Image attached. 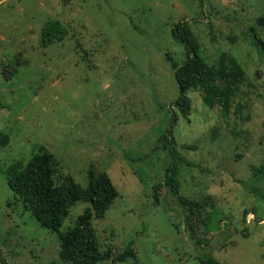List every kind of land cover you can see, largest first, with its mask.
Wrapping results in <instances>:
<instances>
[{"label":"rangeland","instance_id":"374dc122","mask_svg":"<svg viewBox=\"0 0 264 264\" xmlns=\"http://www.w3.org/2000/svg\"><path fill=\"white\" fill-rule=\"evenodd\" d=\"M49 20L68 34L41 47ZM178 21L208 64L241 68L227 115L201 88L188 92L187 119L174 107L171 62L185 60L171 35ZM251 29L264 41V0H0V133L9 137L0 147V264H72L1 172L40 148L81 187L90 171H104L118 191L91 221L107 254L97 264L129 243L136 258L115 264H200L205 255L264 264V50ZM172 111L178 154L190 162L178 166L180 194L199 204L197 216L164 185L170 156L157 138ZM88 206L76 202L59 230Z\"/></svg>","mask_w":264,"mask_h":264},{"label":"trees","instance_id":"16d2710c","mask_svg":"<svg viewBox=\"0 0 264 264\" xmlns=\"http://www.w3.org/2000/svg\"><path fill=\"white\" fill-rule=\"evenodd\" d=\"M254 33V30L251 29ZM68 34V28L57 20L45 22L40 31V45L47 47L54 42L61 41ZM171 35L177 42L183 44L185 60L177 65L171 62L177 84V96L173 105L180 115L187 119L191 111L190 90L201 88L203 101L212 106L217 103L223 114L227 115L230 108V96L233 86L242 76V70L232 59L229 63L224 58L219 60L218 66L208 64L199 52V44L186 22L178 21L171 27ZM252 35V43L264 50V41L256 33ZM231 76V77H229ZM218 80H224L223 87ZM1 108V101H0ZM176 113L172 111L171 125L158 138V146L168 152L170 162L164 171V185L176 196L180 205L194 216H197L198 203L180 194V181L177 177L179 163L190 162L179 156L177 142L173 135ZM7 134L0 133V147L8 143ZM157 147V146H156ZM186 149L194 150L195 145L183 144ZM53 155L45 148L32 154L27 162L17 159L1 172L5 175L6 183L15 195L20 197L32 216L42 227L58 233L60 242L59 256L65 262L72 264H97L106 259L100 251L98 239L91 224L92 218H102L118 195L110 177L104 171L96 175L89 172L87 186L81 187L70 175L58 172ZM262 167V166H261ZM161 183L153 186V200L158 203L157 189ZM264 197V194H263ZM78 201H85L89 206L78 215L74 224L65 231L59 230L63 220L69 214L71 207ZM136 258L131 243L122 252L115 255L108 263L115 264ZM3 264H12L5 263ZM200 264H224L212 256H204Z\"/></svg>","mask_w":264,"mask_h":264}]
</instances>
